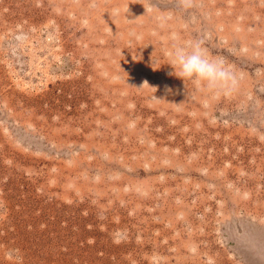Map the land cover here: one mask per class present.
Returning a JSON list of instances; mask_svg holds the SVG:
<instances>
[{
	"label": "rangeland",
	"instance_id": "rangeland-1",
	"mask_svg": "<svg viewBox=\"0 0 264 264\" xmlns=\"http://www.w3.org/2000/svg\"><path fill=\"white\" fill-rule=\"evenodd\" d=\"M196 4L0 0V264H264V0ZM172 33L239 90L187 97Z\"/></svg>",
	"mask_w": 264,
	"mask_h": 264
},
{
	"label": "clouds",
	"instance_id": "clouds-1",
	"mask_svg": "<svg viewBox=\"0 0 264 264\" xmlns=\"http://www.w3.org/2000/svg\"><path fill=\"white\" fill-rule=\"evenodd\" d=\"M177 6L180 10L187 11L196 8L197 4L196 0H177ZM170 39L167 64L174 71L169 72L168 75H174L183 80L187 97L192 94L188 87L191 84L194 92L203 95V105L208 107L210 100L230 97L239 90L241 74L228 63L226 57L210 54L203 39L183 41L177 33H172ZM156 63L158 61H153V65ZM144 85H148V82L145 81ZM151 88L156 92L155 87ZM164 88L167 93L172 92L168 85ZM152 99L161 100L156 96Z\"/></svg>",
	"mask_w": 264,
	"mask_h": 264
}]
</instances>
